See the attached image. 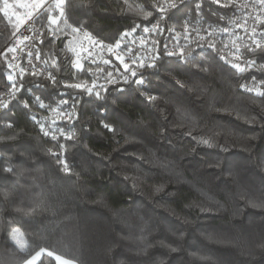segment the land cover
Listing matches in <instances>:
<instances>
[{"label":"trees","instance_id":"1","mask_svg":"<svg viewBox=\"0 0 264 264\" xmlns=\"http://www.w3.org/2000/svg\"><path fill=\"white\" fill-rule=\"evenodd\" d=\"M80 2L70 0V21L80 17L106 42L139 25L121 41L122 49L161 15L166 29L175 31L153 35L158 47L185 43L177 33L188 21L213 31L220 48L217 31L235 12L210 0L178 1L163 14L153 5L165 6V0H83L85 8L75 7ZM201 2L202 11L194 13ZM9 3L23 13L20 0ZM139 9L152 16L145 20ZM15 23L0 12V51ZM43 39L41 54L57 61L59 69H50L60 83L25 75L17 97L0 111V264H22L40 247L78 264H264V96L258 94L264 92V61L239 72L205 46L193 56H161L156 68L136 69L143 86L131 76L116 85L105 78L124 72L116 59L85 61L77 69L66 36L49 43L46 29ZM7 71L0 57V91L8 88ZM93 80L107 89L103 99L63 86L90 87ZM35 96L63 111L78 98L79 118L68 122L39 108ZM33 116L58 137L69 130L75 137L45 136ZM49 149L61 153L70 172ZM36 206L46 210L30 213ZM13 229L26 250L11 239ZM42 264L57 262L44 254Z\"/></svg>","mask_w":264,"mask_h":264},{"label":"snow or ice","instance_id":"2","mask_svg":"<svg viewBox=\"0 0 264 264\" xmlns=\"http://www.w3.org/2000/svg\"><path fill=\"white\" fill-rule=\"evenodd\" d=\"M69 2L70 0H54L53 3L49 4L48 0H33L30 5L19 6L30 7L33 10L45 9V11H48V9H51L53 11L58 12L57 16L48 15L46 17L48 20V31L50 36L52 37L49 43H54L56 40H60L62 35L75 36L76 34H79L84 31V25L80 17L73 19L71 20V22H69L70 17L67 12ZM210 2L215 5H220L224 8L240 9L241 11H244L246 9L250 10L247 12L246 16L240 18V21H230L237 28L242 29L245 35L240 36L234 34L235 38L231 39L229 44L224 45L225 48H229V54L223 56L222 59L231 64L232 67L239 72H245L251 68H256L258 66V61H264V0H243L242 3L238 2V0H225L224 3H222V0H210ZM177 3L178 0H165L166 6L161 5L159 2H157L153 6L157 8L161 14H163L166 13L169 8H177ZM179 3H183V0H179ZM14 7H16V5L10 4L9 0H0V12L3 13V16L7 18L9 22H11L13 17H15L16 23L14 25V34L17 36L16 42L14 44L7 47L5 51H0V57H3L5 67L8 70L5 76V79L8 81V88L6 91H0V108L2 109L9 108V104L3 99V97L7 96L9 98L14 99L16 97V91L20 87H22V85L17 84L15 82L17 76L30 75L33 77H43L53 86H56L58 85V83H60L57 80V76L54 74L53 71L48 70L47 67H38L36 64H33L32 61L33 59H35L39 60L42 65L50 66L51 69H59V65L57 64V61L55 59L40 60L39 52H34L33 50H31L36 47L37 41L40 44H44V39L42 38L43 33H33L32 35L19 34L20 27L26 22V19H30L32 17V12L27 13L26 19H22L19 14L12 11ZM75 7L83 9L86 7V5L83 3V0H81L79 4L75 5ZM202 8L203 3H197L193 11L194 13L199 14L202 11ZM139 11L143 12V17L145 20L149 19V17L152 16V12L150 11H144L143 9H139ZM164 18L165 17L161 15L160 20H163ZM221 19H223V17H221ZM249 19L253 21L252 26L248 25ZM61 23L64 24L63 29H59V25ZM52 25H56L57 28H52ZM135 27H139V25H135L133 29L121 33L120 39L112 45H103L102 41L95 40L90 33L84 32V34L89 38L90 43H92L94 46H104L109 51H111L113 48H120L121 41L125 37L131 35V32L135 30ZM181 28L182 32L177 33V35L182 37L185 43L180 44V41L177 40L175 48L171 51L168 49L167 44H164L161 47H156V45H159L160 42L153 41V47L148 54L140 55L132 49H128L127 51L131 53V55L129 56L127 61L125 60V57L123 55H117L116 58L123 65L124 72L121 73L119 72V69H117L119 75L115 78H113L112 72H107L105 74L106 82L118 85L119 82L123 80L126 83L128 81L129 76L137 77L136 69L156 68L157 61L160 60L161 56H177L183 59L195 55L196 50L205 47V45L210 48H216V41L213 39V31L201 29L200 27L196 26L195 24H191L188 21H184V23L181 24ZM153 30L157 32L161 31L159 20L153 23L151 28L146 27L144 29V31L146 32H151ZM169 30L175 31V29ZM26 31H28V29H26ZM223 31L228 30L223 29ZM26 41H30L31 43H25ZM144 43L145 41H141L142 45ZM69 44H71V41H69ZM21 45L23 46L22 48L20 47ZM24 49L29 50L24 52ZM18 51L24 52V56L27 58V62L29 65L28 68H24L21 66V64H17L15 62L19 58L17 55ZM89 55H91V53H89ZM229 56L231 57V59L229 58ZM105 63H109V61H105ZM74 67L77 69L82 68V65L80 64L79 54H77V59L74 62ZM259 68L264 70V63H259ZM15 69H19V72L14 73L13 70ZM202 70L207 71V69ZM135 82L141 86L145 85L146 83L142 75L137 77ZM63 86L66 88L83 89V91L88 95H94L99 99H103V97L101 96V91H107V89L104 88L103 85L97 86L95 80L92 81L91 87L88 86L87 82L71 84L65 83L63 84ZM97 87H99V91L95 90ZM241 87H245L246 90L249 92L253 91V89L247 88L246 85H241ZM258 94L264 96V92H259ZM146 99L149 102H152L155 100V97L149 94L146 95ZM34 100L39 108L57 112L58 115H60L63 119H66L68 122H72L74 119L79 118L77 112L75 111L76 104L78 103V98L72 99V103L69 105L71 109L70 111H63L59 110L58 108H53L51 104L45 103L44 99H42L41 96H35ZM22 103L25 108L30 107V104L27 100L22 101ZM59 103L69 104V101L61 98ZM32 119L35 120L37 124H41V121L37 120L35 116H33ZM12 126V123L9 121L7 123V127ZM104 127L106 129H109L110 131L113 130L109 124H104ZM40 130L45 136L51 135V138L53 140H58L59 137H63L65 140L71 141L75 137V132L73 130H69L67 133H65L64 131H59V137L57 136V131H53L51 128L46 130L43 124H41ZM200 142L204 144H209L208 139H202ZM58 147L61 149V151H67V147L64 144H58ZM49 151L53 156H56L57 161L62 165V170L65 173L71 171L67 160L60 159V152H55L51 149H49ZM5 171L8 173L16 174L12 167H7ZM52 182L55 183V180L53 179ZM44 210L46 209L41 206L29 208L30 213L37 214L40 211ZM18 234L19 229H13L11 232V239L19 244V247L22 251L26 250V244L20 243L17 240ZM261 247H264V244H262ZM44 254H46L47 257L54 258V260L58 262V264H75L73 260L68 259L60 254H57L56 252L49 250L45 247H40L39 250L35 251L34 254H31L29 257H26L22 261V264H37V261H41L42 264V256Z\"/></svg>","mask_w":264,"mask_h":264},{"label":"built area","instance_id":"3","mask_svg":"<svg viewBox=\"0 0 264 264\" xmlns=\"http://www.w3.org/2000/svg\"><path fill=\"white\" fill-rule=\"evenodd\" d=\"M183 1H186V0H183ZM53 2H54V0H48L49 4H51ZM238 2L242 3L243 0H238ZM169 9H171V8H169ZM248 11H250V10L246 9L244 11H241L240 9H235L234 14L230 17V19L227 21V23L220 28V31L219 30L217 31V33H219L218 40H219V43H220V48L216 47V48H212V49H216L217 53H219V55L221 57L229 54L228 53L229 52V48H225L224 45L225 44H229L230 40L235 38L234 34L240 35V36H244L245 35L242 29L237 28L230 21H233V20L240 21V18L246 16ZM29 12H32V17L30 19H26V15ZM48 15L57 16L58 12L57 11H53L51 9H48V11H45V9H36V10H33V9L32 10H28V9H26V10H24L23 13H22V19H26V22L20 27L19 34L20 35H32L33 33H43V35H44V32L46 31V29L48 30V20L46 18ZM163 16L165 17V15H163ZM159 21H160V27H161V31L160 32H157L155 30H153L151 32H146L145 31L144 33H141V34H139L136 37H132L130 41L125 43L126 47L124 49H122V47H120V48H113L111 51H109L104 46H100V47L94 46L92 43H90L89 38L84 34V32L90 33L91 36L95 40L102 41L103 45H112L114 43H109V42H106V41L102 40L98 36L92 34L86 27H84V31L83 32H81L79 34H76L75 36H73V35L66 36L67 37V46H68L70 52L73 54L72 65H74V62L77 59V54H79L80 62L83 61L82 63H85V61H88V62H95L97 60L105 61L103 58H106V60H107V58L109 59L110 57H112V58L117 60V58H116L117 55H123L125 57V60L127 61L129 56L131 55V53H129L127 51L128 49H132L133 51L137 52L140 55H142V51H144L145 54H148L150 52V50L152 49V47H153V41H158L157 39H154L152 37L153 35L166 34V36H168L169 33H170V30L166 29L165 19L159 20ZM69 22H71V21L69 20ZM155 22H153V23H155ZM252 24H253V21L251 19H249L248 20V25L252 26ZM151 27H152V25L149 28H151ZM52 28L56 29L57 26L56 25H52ZM63 28H64V24L61 23L59 25V29H63ZM26 29H28V31H26ZM223 29H227L228 31H223ZM258 31H259V29H258ZM16 39H17V36L13 33L11 35L7 45H6V49H7V47H9L12 44H14L16 42ZM69 41H71V44H69ZM141 41H145V43L142 45ZM25 43H29L30 44L31 42L30 41H26ZM40 45L41 44L37 41L36 47L34 49H31V50H33L34 52H39L40 60H44L46 58L41 54ZM121 46H122V44H121ZM20 47L22 48L23 46L21 45ZM156 47H158V45H156ZM170 48H171L170 49V51H171L175 47L171 46ZM28 50L29 49H24V52H26ZM24 52L18 51L17 55H18L19 58L15 62L17 64H21V66L24 67V68H28L29 65H28V62H27V58L24 56ZM89 53H91V55H89ZM229 58L231 59L230 56H229ZM117 61H119V60H117ZM32 62H33V64H36L38 67H47L48 70H51L50 66L42 65L39 60L33 59ZM13 71H14V73H18L19 69H15ZM24 76L25 75L17 76L15 82L17 84L22 85V79H23ZM99 85H103V84L97 83V86H99ZM21 89H22V87H20L16 91V97H17V95H18V93H19V91ZM95 90L99 91L100 89H99V87H97ZM3 99L8 104L14 100L13 98H9L7 96L3 97ZM1 109L2 108H0V111H1Z\"/></svg>","mask_w":264,"mask_h":264},{"label":"rangeland","instance_id":"4","mask_svg":"<svg viewBox=\"0 0 264 264\" xmlns=\"http://www.w3.org/2000/svg\"><path fill=\"white\" fill-rule=\"evenodd\" d=\"M222 1H224V0H222ZM19 2V1H18ZM27 2V0H20V3L18 4V5H23V3H24V5H30L31 3H29V4H27L26 3ZM23 9L24 10H26V9H28V10H32L30 7H23ZM24 10H22V11H24ZM12 11H14L13 9H12ZM20 16H21V18H22V12H20V13H18ZM229 53V52H228ZM104 60H106V58H103ZM83 62V61H82ZM82 62H80V64L82 63ZM82 65V64H81ZM38 262V261H37ZM75 262V261H74ZM57 264H58V262H57ZM75 264H78L77 262H75Z\"/></svg>","mask_w":264,"mask_h":264}]
</instances>
